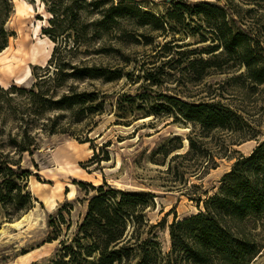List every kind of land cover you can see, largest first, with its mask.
Here are the masks:
<instances>
[{
  "label": "rangeland",
  "instance_id": "obj_1",
  "mask_svg": "<svg viewBox=\"0 0 264 264\" xmlns=\"http://www.w3.org/2000/svg\"><path fill=\"white\" fill-rule=\"evenodd\" d=\"M75 1L0 0V20L9 15L6 29L14 34L6 52L0 55V87L31 89L50 66L56 48H59L57 58L63 59L69 70L96 67L105 75L92 81L69 80L62 88L54 83L43 86L54 101L70 92L96 93L100 106L96 103L98 112L93 115L87 114L88 106L84 114L80 113V106L40 110V102L36 103L29 92L14 94L12 100L4 98L11 110L0 114V154L28 171L27 189L33 196V207L13 222L1 221L0 264H12L30 253L27 264H49L60 249L59 243L77 235L89 212V203L97 195L95 189L105 184L122 191L153 195L142 212L144 220L139 226L132 224L129 233L136 226L137 242H133V247L149 248L148 241L158 243L159 253L152 262L167 264L172 250L170 226L175 219L180 221L205 211L204 202L220 191L224 176L232 171L238 159L249 157L264 142V88L247 93V85L231 82V78L241 76L246 69L229 59L228 66L213 67L209 77L195 82L189 59L215 57L189 55L191 51L199 53L215 45L214 36L208 33L200 16L191 19L186 14L182 26L170 21L166 33L152 34L148 27L137 24L138 19L129 16L117 18L115 25L105 28L98 24L100 16L88 6L90 1ZM114 1L118 4L122 0ZM135 1L130 4L158 18L165 19L174 11L168 4L171 0ZM188 1L193 7L209 3L227 9L229 2ZM54 2L57 9H74L75 17L71 14L64 23L54 26L51 22ZM243 6L245 28L255 25L251 27L263 33L257 39H261L264 47V9L254 8V12L247 13L253 7ZM67 25L72 27L67 29L70 36L61 41L57 37ZM193 29L194 36H186ZM174 39L177 42L172 44ZM166 43H171L170 50L160 51ZM35 46L42 48L44 54L38 63L30 60ZM216 56L224 58L221 51ZM26 69L30 75L19 83ZM105 78L113 80L104 82ZM170 99L215 103L222 109H231L237 115V132L194 127L177 113ZM190 137L208 155L220 153L216 156L217 169H206L207 173L201 177H193L182 173L188 161L177 160L175 167L180 166V174L168 175L171 160L190 151ZM24 147L28 150L23 151ZM211 165L205 162L202 167ZM53 191L60 193L61 198L54 209H49L43 196ZM72 192L74 196L69 197ZM199 197L202 202L197 201ZM51 216L61 227L58 234L48 224ZM159 223L157 228L149 227ZM245 227L251 241L260 248L251 264H264V217L247 220ZM57 236L58 241L49 243ZM172 259L180 263L178 257Z\"/></svg>",
  "mask_w": 264,
  "mask_h": 264
},
{
  "label": "trees",
  "instance_id": "obj_2",
  "mask_svg": "<svg viewBox=\"0 0 264 264\" xmlns=\"http://www.w3.org/2000/svg\"><path fill=\"white\" fill-rule=\"evenodd\" d=\"M78 1L85 3L90 1L88 6L96 10L100 16L98 24L105 28L115 25L117 18L129 16L138 19L137 24L140 27H148L152 34L159 31L166 33L167 24L170 21L182 26L186 14L191 19L194 16H200L209 29L208 33L214 36L215 45L199 53L191 51L189 55L215 57L189 59L188 66L194 72L195 82L201 83L209 77L212 74L210 69L213 67L221 68L224 66L222 64L228 66L229 59L246 69L241 76L231 78V82L236 84L242 82L247 85L245 86L247 93L256 91L257 87L264 88V47L260 43L261 39H257V36L263 33L253 28L255 25L245 28V19L241 15L245 11L243 5L253 7L248 9L247 13L254 12V8L264 9V0H229L228 9L209 3L193 7V3L188 0H171L168 4L174 7V11L168 13L165 19L130 4L136 3L135 0H122L118 4L114 0H76L75 3ZM218 3L222 4V1L218 0ZM52 5L54 7L51 9L53 15L51 22L54 26L57 23H64L74 12V9L70 7L57 9L58 4L55 2ZM9 17L6 15L0 20V54L6 50L10 38L14 35L6 29ZM66 27L57 37L61 41L70 36L67 29L72 27L69 25ZM169 30L172 32L171 28ZM195 33L193 29L190 33L187 32L186 36H194ZM51 37L58 40L53 35ZM176 42L177 40L174 39L171 43ZM171 43H166L160 51L170 50ZM58 51L59 48H56L50 60V66L44 69V75L39 77L38 82L31 89L12 86L6 90L0 87V95H3L2 98L0 97V114L11 110L10 105L4 100L5 97L12 100V95L25 92H29L36 103L40 102V110L46 111L54 106L59 108L80 106L81 114L86 111L88 115L98 112L95 109L98 104L96 93L70 92L65 93L58 101H54L53 96L43 90V86L49 83L62 88L69 80L92 81L105 76L96 67H74L72 71L69 70V65L63 59L57 58ZM219 51L224 58L216 56ZM112 80L105 78L104 82ZM155 82L159 81L155 80ZM170 100L174 103L177 113L194 127L201 126L205 130L227 132L230 129L234 134L237 132V115L231 109H222L215 103L193 104L179 99ZM189 142L190 151L176 155L171 160L166 171L168 175L180 174V166L175 167L177 160L188 161V164L183 166L182 173H188L193 177H201L207 173L206 169H217L216 156L220 153L216 156L208 155L209 152L198 148L193 137H190ZM25 148L23 151L28 150ZM205 162L208 165L212 164V167H202ZM19 165L9 156L0 154V228L2 220L13 222L33 207V196L27 189L29 173ZM17 166L19 168L15 169ZM194 187L197 188L196 185ZM95 190L97 195L90 201L89 212L79 226L77 235L73 238L67 237L68 239L59 243L60 249L49 264H153V257L159 253L160 245L154 241H148L146 244H149V248L137 244L133 247V242H137L134 238V234L137 233L136 226L133 232L129 233L132 224L139 226L140 221L144 220L142 212L146 204L152 201L153 195L146 192L122 191L108 184L101 185ZM197 201L202 202V199L199 197ZM204 206L205 211L180 221L176 218L170 226L172 250L168 255L167 264H176L172 259L173 256L180 259L179 264H251L260 254V248L251 241L245 222L252 218L264 217V142L249 157L238 159L232 171L224 176L220 191L204 202ZM9 209L12 210L11 213ZM60 219L64 221L62 215ZM48 224L56 229V234L61 231L54 217L49 218ZM159 226L160 223L149 227L153 229ZM58 239L57 236L49 243ZM89 241L91 242L89 245L85 243Z\"/></svg>",
  "mask_w": 264,
  "mask_h": 264
},
{
  "label": "bare ground",
  "instance_id": "obj_3",
  "mask_svg": "<svg viewBox=\"0 0 264 264\" xmlns=\"http://www.w3.org/2000/svg\"><path fill=\"white\" fill-rule=\"evenodd\" d=\"M4 52H6V50ZM3 53H1L0 55H2ZM42 57L44 58L43 49L35 46L30 52V60L33 63L35 62L38 63L39 59ZM13 64L15 63L13 62ZM29 75H30V70L26 69L24 75L18 80V82L19 83L24 82ZM73 196L74 194L72 192L69 195V197H73ZM43 198L47 207H49V209H54L57 206V203L59 202V198H61V194L56 191H53L51 195H44ZM16 225H20V223H17ZM31 254L32 253L21 256L16 262L12 264H27L31 259Z\"/></svg>",
  "mask_w": 264,
  "mask_h": 264
}]
</instances>
